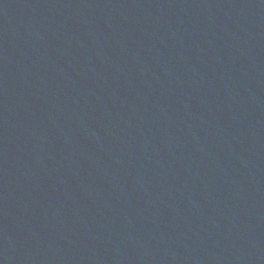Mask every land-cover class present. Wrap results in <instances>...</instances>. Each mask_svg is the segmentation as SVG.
Here are the masks:
<instances>
[{"label": "water", "instance_id": "obj_1", "mask_svg": "<svg viewBox=\"0 0 264 264\" xmlns=\"http://www.w3.org/2000/svg\"><path fill=\"white\" fill-rule=\"evenodd\" d=\"M0 264H264V0H0Z\"/></svg>", "mask_w": 264, "mask_h": 264}]
</instances>
